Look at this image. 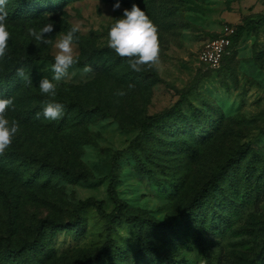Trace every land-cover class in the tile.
Masks as SVG:
<instances>
[{
  "label": "rangeland",
  "instance_id": "rangeland-1",
  "mask_svg": "<svg viewBox=\"0 0 264 264\" xmlns=\"http://www.w3.org/2000/svg\"><path fill=\"white\" fill-rule=\"evenodd\" d=\"M133 4L157 26L160 43V65L138 72L108 46L114 20ZM6 10L8 51L32 56L25 73L31 84L19 77L7 98L13 103L6 116L19 125L12 143L72 174L17 157L8 167V152L0 155L6 194L0 251L5 239L10 249L5 264H74L108 241L120 251L113 264L254 261L264 248V0H7ZM49 21L53 44L73 26L80 29L78 63L54 98L39 85L52 79L57 49L28 35ZM225 26L243 32L223 66L211 71L196 55ZM85 66L92 71L84 73ZM6 95L0 90V99ZM49 101L64 106L61 119L43 116ZM150 117L157 124L116 162L123 209L117 222H108L97 204L106 215L114 210L107 194L112 157ZM224 167L228 174L212 210L187 214L188 201ZM86 200L91 203L81 207ZM44 220L54 231L38 228ZM36 241L43 250L29 251L26 245Z\"/></svg>",
  "mask_w": 264,
  "mask_h": 264
},
{
  "label": "clouds",
  "instance_id": "clouds-1",
  "mask_svg": "<svg viewBox=\"0 0 264 264\" xmlns=\"http://www.w3.org/2000/svg\"><path fill=\"white\" fill-rule=\"evenodd\" d=\"M7 0H0V58L6 55L8 48V40L10 32L8 30L7 18L8 11L6 10ZM120 8V4L113 5V10ZM54 29L53 22L49 21L39 30L35 28L28 29V35L36 41L43 44H53V41L48 36L51 35ZM80 31L79 27L73 26L66 34H63L53 44L57 49L54 64L52 65L53 76L49 80L42 79L39 85L41 93L50 97H55L57 84L64 79L68 70L78 63L75 53V45L78 41L76 33ZM108 46L115 53L127 58L129 66L134 71H140L144 65L159 66L160 65V43L158 37L157 26L149 19L144 11L133 4L131 10L125 9L123 17L114 20L108 32ZM92 71L90 66L83 68L84 73ZM17 75L24 78L28 84H31L30 79L25 76L22 68L17 69ZM129 89L133 88V84L128 85ZM118 96H124V91H118ZM13 101L9 99H0V155H3L10 147L13 137L19 129L18 122L7 118L6 113ZM64 114V106L60 103L49 101L43 108V116L49 120H59ZM40 113H37L39 118Z\"/></svg>",
  "mask_w": 264,
  "mask_h": 264
},
{
  "label": "trees",
  "instance_id": "trees-1",
  "mask_svg": "<svg viewBox=\"0 0 264 264\" xmlns=\"http://www.w3.org/2000/svg\"><path fill=\"white\" fill-rule=\"evenodd\" d=\"M24 1H37V0H15L18 4H22ZM259 25V22H249L247 26H257ZM234 34L231 37V46L229 48V53L231 48L233 47L234 43L239 39L241 36L243 29L242 27L234 28ZM228 53V55H229ZM227 55V56H228ZM225 56L223 58L221 67L224 64V61L226 59ZM32 61V56L28 53H22L21 55H16L14 52H9L8 49L6 51V55L3 58H0V90L7 91L6 99L10 95L11 86L19 81V77L17 75V69L22 68L24 70V73L29 69L30 64ZM220 67V68H221ZM219 68V69H220ZM218 69V70H219ZM181 102L179 101L176 106H179ZM157 124V118L156 117H150L145 121V124L141 126L138 134L132 139V141L129 143L128 147L125 150L119 151L114 154L112 157V165L110 169L111 179L109 180L108 186H107V194L109 197V200L114 205V210L111 214H104V212L101 209V204H97V210L99 214L105 218L108 222L114 223L119 220L118 215L122 212L123 204L119 201L117 194H116V185H117V166L116 162L120 160L124 154L130 152L135 147L139 146L142 143V139L146 131L148 130L149 126ZM6 152H8L9 158L6 163H8L6 166L10 167L12 166V163L14 162V157L20 158L22 163L25 165H33L35 163L41 164L43 167H46L48 170H50L54 174L58 175H64L69 176L72 174V172L68 170H63L57 165L52 164L49 161H42L38 157L31 156L27 153H22L19 151L18 146L15 143H12L8 149H6ZM243 152L238 151V153L235 155V157H238ZM228 174L227 167L222 168L219 172H217L215 175H213L209 181H207L202 188L194 194V196L188 201L186 205L185 212L187 214H192L194 212L197 213H205L208 210H212L210 208L211 204L215 203V200L217 198V194L221 192L222 186V180L225 178V176ZM6 194L0 187V199H5ZM91 203L90 200H86L81 204V207L87 206ZM210 206V207H209ZM210 210V211H211ZM38 228L45 227L46 229H49L50 231H54L55 224L51 221H39ZM154 229H161L160 226H152ZM140 240L143 246H145V243H143L144 235L141 234ZM28 247L29 251H41L42 245L39 241L32 242L31 244L26 245V248ZM9 249V240H4V245L2 250L0 251V264H5L7 260L9 259L10 254ZM120 254L119 248L116 247V245L108 241L104 245V248L98 252L95 256L86 259L85 261L77 262L74 264H113L115 257ZM244 264H264V248L263 250L256 256L254 261H249Z\"/></svg>",
  "mask_w": 264,
  "mask_h": 264
},
{
  "label": "built area",
  "instance_id": "built-area-1",
  "mask_svg": "<svg viewBox=\"0 0 264 264\" xmlns=\"http://www.w3.org/2000/svg\"><path fill=\"white\" fill-rule=\"evenodd\" d=\"M234 31L233 27H223L215 39L203 45L198 51L196 55L197 62L211 71L218 70L221 67L223 58L229 53Z\"/></svg>",
  "mask_w": 264,
  "mask_h": 264
}]
</instances>
